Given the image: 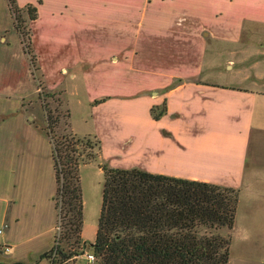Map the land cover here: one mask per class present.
<instances>
[{
	"label": "crops",
	"instance_id": "crops-1",
	"mask_svg": "<svg viewBox=\"0 0 264 264\" xmlns=\"http://www.w3.org/2000/svg\"><path fill=\"white\" fill-rule=\"evenodd\" d=\"M54 1L56 7L47 10L51 17H61L65 1ZM66 1L77 10L70 8L53 30L58 32L45 36L48 45L65 48L61 71L74 76L70 65L121 59L136 64L146 58L159 65L131 92L112 91L135 96L142 110L117 99L111 105L115 128L100 113L114 95L105 94L111 98L100 103L93 98L89 128L76 134L96 135L100 160L113 167L236 187V217L264 222V0H112L105 13L104 0ZM44 4L36 5L32 27ZM104 14L117 20L99 23ZM152 48L159 49L158 56L146 51ZM22 93L21 86L0 88V95ZM163 99L167 112L155 120L150 107ZM16 102L11 99L7 111L0 98V122L6 123L0 134V263L51 264L41 255L52 247L58 222L52 145L25 120ZM19 112V125L5 121ZM119 113L124 130L117 125ZM92 243L82 252L91 251Z\"/></svg>",
	"mask_w": 264,
	"mask_h": 264
},
{
	"label": "trees",
	"instance_id": "trees-1",
	"mask_svg": "<svg viewBox=\"0 0 264 264\" xmlns=\"http://www.w3.org/2000/svg\"><path fill=\"white\" fill-rule=\"evenodd\" d=\"M7 2L14 27L29 39V31L19 18L22 7L17 0ZM23 8L29 20L36 19L35 5L26 3ZM104 100L106 97L93 102ZM166 112L164 99L150 107L155 120ZM37 126L52 145L55 205L58 222L64 226L41 257L48 258L51 264H73L82 252L83 201L78 172L81 164L97 161L103 182L91 245L94 264H227L230 238L219 231L234 227L238 188L151 173L139 167L110 166L100 160L102 147L96 135L58 133V117L50 111L46 126Z\"/></svg>",
	"mask_w": 264,
	"mask_h": 264
},
{
	"label": "rangeland",
	"instance_id": "rangeland-1",
	"mask_svg": "<svg viewBox=\"0 0 264 264\" xmlns=\"http://www.w3.org/2000/svg\"><path fill=\"white\" fill-rule=\"evenodd\" d=\"M40 1L42 0H33L32 3L36 6ZM44 1L45 4L41 10L39 21L34 23L33 27L34 20H29L27 12L23 8L25 4L21 6L17 1L18 5L22 7L19 12V18L29 31L28 39L27 36L23 35L22 37L18 31L16 33L14 19L9 10L8 2L7 0H0V88L9 87V85L12 87L21 86L23 92L18 96L0 95V98L4 99L7 102V106H9L3 109L11 110L9 101L15 98L17 100L16 103L19 102L21 106V115L35 126L45 127L47 124V113L50 111L53 116L58 117V133L72 130L78 134L89 128L88 115L91 110L90 101L93 98L101 99L106 97L108 99L111 97L105 96V94L114 95L113 98L116 99L103 106L100 113L104 115L110 125L114 124L115 128L116 118L111 105L117 99L124 100L120 101V103L129 102L136 105L137 109L142 110L143 108L137 104L135 96L130 93V95H115L117 93L112 91L117 89L118 94H124L136 89L138 87L137 84L146 82L148 73L157 70L158 62L154 63L151 61L146 63L145 58L144 62L131 64L121 59V62L118 63L70 65L74 68L75 75L70 76L69 73H64L59 67L61 65L59 60H61L60 56H63L62 51L65 48H59L51 43L48 45L45 36L48 31L56 34L58 31L53 30L58 27L59 23L62 24L60 18L67 16L70 8L77 10L78 6L75 4L68 5V1L60 0V3L65 1V6H62L60 10L62 16L51 17L47 8L53 9L56 7L57 2L54 0ZM101 2H103L104 13L111 9L108 7L112 6V0ZM88 3L89 1H86L87 8ZM97 6L99 5L97 4ZM116 20L111 15L104 14L99 23L106 25ZM120 22L122 21L118 19V23ZM36 35L37 37H35ZM18 39H20V42ZM104 39L106 38L104 37ZM154 43L158 44L159 42L154 41ZM146 51H151L153 56H158L159 54L158 48L146 49ZM166 66L168 67V65ZM112 73H116L118 76L115 79H111ZM101 74L106 79H103L100 76ZM6 91H9L8 88ZM19 114L20 112L12 114L13 116L5 118V121L7 123L11 121L13 125H19L20 121L17 119ZM120 114L118 115L117 125L119 130H124ZM15 117L17 120H9ZM86 119L87 122H85ZM5 124L3 125V122H0V129L3 128L0 131L1 135L6 131L4 128ZM104 126L99 125L98 127L100 130L101 128L105 130ZM22 129L24 127L20 130ZM136 136L139 135L136 134ZM78 173L83 201L81 243L85 242V244H88L92 243L95 238L97 220L101 208L103 171L99 163L94 161L81 164ZM248 208L254 210L250 206ZM44 213L47 216V206L44 208ZM61 224L62 222H57L55 234L64 230V226ZM219 232L224 236L229 235L230 238L227 264H264V222L262 219L259 217L250 219L245 215H243V218L238 216L235 218L232 229L224 227ZM61 244L65 246V242H61ZM73 264L91 263L87 260L86 252H81L80 250Z\"/></svg>",
	"mask_w": 264,
	"mask_h": 264
},
{
	"label": "built area",
	"instance_id": "built-area-1",
	"mask_svg": "<svg viewBox=\"0 0 264 264\" xmlns=\"http://www.w3.org/2000/svg\"><path fill=\"white\" fill-rule=\"evenodd\" d=\"M2 228L3 227H0V233L2 232ZM9 246H4V250L5 251H9ZM86 257H87V260H88V262L89 263H91V264H93V263H95V261H96V257H95V255H94V252H91V251H87L86 252Z\"/></svg>",
	"mask_w": 264,
	"mask_h": 264
},
{
	"label": "water",
	"instance_id": "water-1",
	"mask_svg": "<svg viewBox=\"0 0 264 264\" xmlns=\"http://www.w3.org/2000/svg\"><path fill=\"white\" fill-rule=\"evenodd\" d=\"M91 252H94V250H93V249H91Z\"/></svg>",
	"mask_w": 264,
	"mask_h": 264
}]
</instances>
